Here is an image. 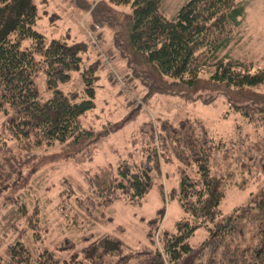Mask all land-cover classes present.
<instances>
[{"label": "trees", "instance_id": "obj_1", "mask_svg": "<svg viewBox=\"0 0 264 264\" xmlns=\"http://www.w3.org/2000/svg\"><path fill=\"white\" fill-rule=\"evenodd\" d=\"M164 3L98 0L93 11L104 8L109 24L117 27L118 47L134 64L146 68L142 72L153 84L185 94L222 91L234 110L264 129V92L258 90L264 85V69L233 59L227 51L246 17L248 1L189 0L173 19L164 14ZM37 19L34 0H0V112L6 130L12 139L36 146L58 144L53 161L92 160L101 135L85 129L80 119L95 106L96 77L85 74L81 91L58 90L80 70L81 47L59 39L47 43L35 29ZM25 41L30 42L23 48ZM41 69L53 93L47 101L40 99L35 83ZM141 134L146 141L142 160L125 161L117 168L106 165L89 175L87 196L78 204L88 216L117 201L139 204L154 187V175L160 178L161 168L175 164L179 185L167 196L186 214L175 232L159 230L163 207L150 221L147 246L130 248L112 235L97 239L90 235L82 239L86 245L80 252L61 258L49 249L33 255L19 238L7 247L0 264H264V193L226 217L220 210L235 176L245 182L264 171V142L246 137L226 144L204 123L191 119L177 124L159 121L157 132L147 123ZM190 168H195L197 178L188 174ZM159 188L165 200L164 185ZM12 202L28 217L25 205ZM28 221L36 230L37 223L29 217ZM210 224L208 238L191 246L189 239L196 230ZM63 244L59 249L74 247L69 239Z\"/></svg>", "mask_w": 264, "mask_h": 264}, {"label": "rangeland", "instance_id": "obj_2", "mask_svg": "<svg viewBox=\"0 0 264 264\" xmlns=\"http://www.w3.org/2000/svg\"><path fill=\"white\" fill-rule=\"evenodd\" d=\"M188 1L165 0L162 10L167 18L173 19ZM246 1V17L227 51L233 59L264 69V0ZM96 2L34 0L38 8L35 29L45 36L47 43L59 39L81 47L80 70L73 72L71 80L60 83L57 89L64 93L81 91L85 74L96 77L95 106L80 121L85 129L100 133L101 138L92 160L56 162L53 154L59 151L58 144L36 146L12 139L0 112V259L6 257L7 247L19 238L29 245L33 255L49 249L61 258L80 252L86 245L82 239L90 235L94 239L112 235L127 247H144L149 245L150 221L163 207L165 215L157 222L159 230L175 232L177 223L186 216L179 202L167 196V191L179 185L175 164L161 168L160 178L154 175V187L139 204L117 201L97 210L93 216H88L78 204V199L87 196L89 175L106 165L117 168L125 161L142 160L146 144L141 134L144 124L152 123L157 132L159 121L167 119L177 124L191 119L204 123L218 141L226 144L246 137L264 142V129L254 127L248 118L234 110L222 91L185 94L153 84L142 72L146 68L134 64L120 50L117 27L109 24L102 6L93 11ZM29 42L25 41L23 48ZM35 83L42 101L52 98L44 69L35 75ZM258 90L264 92V85ZM263 172L245 182L241 175L234 177L220 204L223 217L264 193ZM188 174L192 178L198 176L195 168H190ZM159 184L164 185L165 200ZM13 200L25 205L31 222L37 223L36 230ZM210 227L211 224L196 230L189 239L190 245L202 244L209 236ZM66 239L73 241L74 247L59 249Z\"/></svg>", "mask_w": 264, "mask_h": 264}]
</instances>
